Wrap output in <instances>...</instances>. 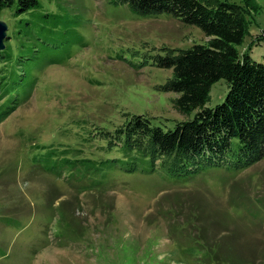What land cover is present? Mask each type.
Masks as SVG:
<instances>
[{"label":"rangeland","instance_id":"1","mask_svg":"<svg viewBox=\"0 0 264 264\" xmlns=\"http://www.w3.org/2000/svg\"><path fill=\"white\" fill-rule=\"evenodd\" d=\"M221 1L246 10L237 49L264 64V0ZM39 3L0 10V114L17 105L0 123V264H264V157L239 170L233 145L169 173L116 136L134 116L163 131L194 118L157 60L210 38L124 0Z\"/></svg>","mask_w":264,"mask_h":264},{"label":"trees","instance_id":"2","mask_svg":"<svg viewBox=\"0 0 264 264\" xmlns=\"http://www.w3.org/2000/svg\"><path fill=\"white\" fill-rule=\"evenodd\" d=\"M124 1L132 10L145 16L171 13L185 25L199 26L210 40L207 45L195 44L187 50L170 48L166 56L157 60L160 68L173 69L164 91L181 95L174 103L182 114L198 110L194 118L163 131L161 126L151 125L144 115L131 117L124 128L116 131L118 138L124 137L122 149L135 153V161L149 157L152 167L162 158L160 166L169 173L182 167L181 163L203 156L213 162L212 158L224 156L233 145L239 170L262 160L264 64L251 61L248 55H242L237 49L246 37V10L236 3H213V0ZM39 5V0H0V10L14 7L16 15ZM5 50L0 51V63L9 61L4 55ZM4 79L6 75L3 74L0 84ZM221 79L229 82L224 102L205 107L210 99L211 86ZM5 93L0 90V98ZM16 107L5 108L0 114V123ZM234 140L237 141L233 143Z\"/></svg>","mask_w":264,"mask_h":264},{"label":"water","instance_id":"3","mask_svg":"<svg viewBox=\"0 0 264 264\" xmlns=\"http://www.w3.org/2000/svg\"><path fill=\"white\" fill-rule=\"evenodd\" d=\"M7 25L0 19V51L5 50L4 40L8 37Z\"/></svg>","mask_w":264,"mask_h":264}]
</instances>
